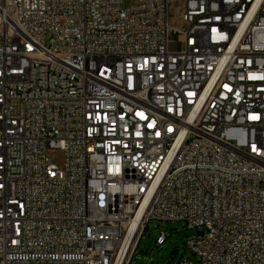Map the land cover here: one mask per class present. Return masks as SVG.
<instances>
[{"label": "built area", "instance_id": "built-area-1", "mask_svg": "<svg viewBox=\"0 0 264 264\" xmlns=\"http://www.w3.org/2000/svg\"><path fill=\"white\" fill-rule=\"evenodd\" d=\"M184 1L0 0V264H264V0Z\"/></svg>", "mask_w": 264, "mask_h": 264}, {"label": "rangeland", "instance_id": "rangeland-1", "mask_svg": "<svg viewBox=\"0 0 264 264\" xmlns=\"http://www.w3.org/2000/svg\"><path fill=\"white\" fill-rule=\"evenodd\" d=\"M135 1L123 0V4L128 6ZM184 7V0H170L169 22L171 25H184L180 21ZM170 38H173V35ZM48 155L60 171L64 172V152L59 149H50ZM196 231L197 229H187L182 221H151L129 264H177L181 259H190L194 264H200L198 255L187 245V240L195 235ZM161 232L166 239L162 244L157 245L156 239Z\"/></svg>", "mask_w": 264, "mask_h": 264}, {"label": "water", "instance_id": "water-1", "mask_svg": "<svg viewBox=\"0 0 264 264\" xmlns=\"http://www.w3.org/2000/svg\"><path fill=\"white\" fill-rule=\"evenodd\" d=\"M198 233H199V234H202V232H200V231H199Z\"/></svg>", "mask_w": 264, "mask_h": 264}]
</instances>
